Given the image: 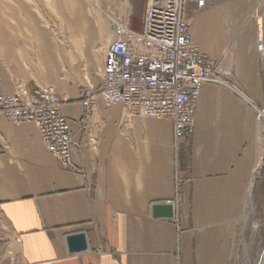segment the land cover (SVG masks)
Listing matches in <instances>:
<instances>
[{
    "label": "crops",
    "instance_id": "crops-1",
    "mask_svg": "<svg viewBox=\"0 0 264 264\" xmlns=\"http://www.w3.org/2000/svg\"><path fill=\"white\" fill-rule=\"evenodd\" d=\"M146 6L147 0H0V93L54 88L71 123L74 166L83 169L64 167L35 123H15L0 110L5 260L230 264L233 259L255 173L264 170L259 124L264 61L254 18L264 0H206L202 8L186 0L185 15L201 50L233 71L231 81L244 96L205 84L194 133L178 147L173 121L131 114L123 104L107 106L101 95L90 118L82 120V89L104 83L105 53L116 38L111 18L142 31ZM177 170L183 197L177 219L155 216L152 203L176 194ZM77 233L88 243L79 252L68 245L69 235ZM263 255L264 248L259 264Z\"/></svg>",
    "mask_w": 264,
    "mask_h": 264
},
{
    "label": "built area",
    "instance_id": "built-area-1",
    "mask_svg": "<svg viewBox=\"0 0 264 264\" xmlns=\"http://www.w3.org/2000/svg\"><path fill=\"white\" fill-rule=\"evenodd\" d=\"M196 3L202 8L206 0ZM185 11L186 0H147L142 31L111 18L116 38L105 53L104 83L82 89L83 121L90 118L101 95L107 106L123 104L131 114L173 121L178 147L194 133L196 104L205 84H222L238 91L224 78L230 70L201 50ZM256 14L257 48L264 61V14ZM61 103L62 98L52 87L38 86L33 93H0V110L7 119L35 123L63 166L82 172L74 166L71 123L61 112ZM260 114L259 110V118ZM180 182L177 170L175 196L152 203L172 205L173 215L169 218L175 220L181 206Z\"/></svg>",
    "mask_w": 264,
    "mask_h": 264
},
{
    "label": "rangeland",
    "instance_id": "rangeland-1",
    "mask_svg": "<svg viewBox=\"0 0 264 264\" xmlns=\"http://www.w3.org/2000/svg\"><path fill=\"white\" fill-rule=\"evenodd\" d=\"M261 9V12L264 14V6ZM258 13L260 14V12ZM256 15L257 14H255L254 18H256ZM255 21H257V18L255 19ZM226 69L230 70V75L225 76L224 78L228 82L232 83L231 80H234L233 71L230 68ZM232 84H234L237 87L238 92L244 96V93L242 91L243 88L241 87V85H237L236 83ZM259 124L261 125L262 129L260 135L264 137V118L259 119ZM259 164L263 168V165L260 163V161ZM181 187L182 186L180 182V189ZM252 191L253 193L251 192V194L248 195V198L246 199L248 206L250 204L251 206L246 207L243 226L240 235H238L237 239L235 240V253L233 259L230 261V264H259V257L264 248V170H262L261 176L254 180ZM182 203L183 197L181 196V204ZM255 222L259 223L257 227L254 226ZM4 246L5 244H2L0 246V254L6 252V248ZM1 256L0 264H23L22 260L19 257H16L15 259L7 258L5 260V258Z\"/></svg>",
    "mask_w": 264,
    "mask_h": 264
},
{
    "label": "water",
    "instance_id": "water-1",
    "mask_svg": "<svg viewBox=\"0 0 264 264\" xmlns=\"http://www.w3.org/2000/svg\"><path fill=\"white\" fill-rule=\"evenodd\" d=\"M153 214L160 217H170L173 215L172 205H154ZM68 245L71 251L79 252L88 247L86 236L83 233L71 234L68 237Z\"/></svg>",
    "mask_w": 264,
    "mask_h": 264
},
{
    "label": "bare ground",
    "instance_id": "bare-ground-1",
    "mask_svg": "<svg viewBox=\"0 0 264 264\" xmlns=\"http://www.w3.org/2000/svg\"><path fill=\"white\" fill-rule=\"evenodd\" d=\"M261 112V111H260ZM261 115V114H260ZM263 118V117H262ZM260 173H261V168L257 169L256 173H255V178H259L260 177ZM264 256V255H263ZM263 264H264V260H263Z\"/></svg>",
    "mask_w": 264,
    "mask_h": 264
}]
</instances>
